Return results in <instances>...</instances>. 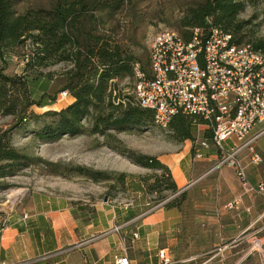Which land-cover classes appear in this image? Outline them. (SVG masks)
I'll return each mask as SVG.
<instances>
[{"label":"trees","instance_id":"1","mask_svg":"<svg viewBox=\"0 0 264 264\" xmlns=\"http://www.w3.org/2000/svg\"><path fill=\"white\" fill-rule=\"evenodd\" d=\"M20 1L0 0V114L18 116L19 126L28 119L45 118V123L34 131L41 141L63 135L100 134L106 138L109 147L133 162L162 171L152 176L154 180L148 184L149 190L164 188L173 194L178 192L171 169L158 157L121 149L109 142L111 138L118 140L114 130L150 128L155 123L153 111L141 107L135 97L120 87L124 79L136 82V65L147 75L151 73L150 52L144 60L134 49L136 43L128 37L122 38L121 22L120 27L119 23L107 25L109 18L119 21L118 15L125 14L129 0H51L47 6L25 10L19 9ZM246 7V0H203L190 7L182 24L206 31L212 27L220 28L233 34L235 43L248 44L264 52V39L247 38L245 26L248 21L240 19ZM180 35L189 40L191 31ZM27 41L32 49L23 73H8L9 56L17 55ZM56 64H65L64 70L46 71ZM56 75L63 78V85L51 95L47 87ZM63 91H68L74 98L66 107L43 114L31 111L35 105L44 107L57 103ZM87 120L90 127L84 123ZM199 124L204 122L179 113L168 128L179 141H195V129ZM205 137H211L210 131ZM12 141V129L0 128V190L10 186L7 178L34 162L54 166L40 156L20 150ZM75 170L85 173L94 182L113 179L117 174L86 166ZM124 176L125 173H120L118 179L121 181ZM178 201L179 196L166 205H175Z\"/></svg>","mask_w":264,"mask_h":264},{"label":"crops","instance_id":"2","mask_svg":"<svg viewBox=\"0 0 264 264\" xmlns=\"http://www.w3.org/2000/svg\"><path fill=\"white\" fill-rule=\"evenodd\" d=\"M263 128L264 122L256 125L248 139ZM252 144L260 162H250L249 147L238 157L258 185L264 183V133ZM158 158L172 171L178 192L170 197L179 196L177 204L149 212L106 204L87 221L68 203L18 205L9 223L0 225V264H115L121 255L131 264H261L247 251L252 232L264 237V195L244 191L234 167L215 168L221 152L213 143L202 159L194 157L192 140ZM237 196L239 209H226Z\"/></svg>","mask_w":264,"mask_h":264},{"label":"rangeland","instance_id":"3","mask_svg":"<svg viewBox=\"0 0 264 264\" xmlns=\"http://www.w3.org/2000/svg\"><path fill=\"white\" fill-rule=\"evenodd\" d=\"M202 1L129 0L125 14L118 15L119 21H116L117 18H109L107 25L119 23L120 27L121 22V32L124 31L122 38L132 39L136 43L134 49L146 60L151 40L158 33L164 30H173L180 34L191 31V26H183L182 21L188 15L190 7ZM50 2L51 0H21L19 9L47 6ZM246 2L247 7L240 19L248 21L245 26L247 38L264 39V0ZM30 45V41H27L26 45L19 48L18 58L9 56L8 73H23L28 61L27 55L31 53ZM64 68L65 64H56L46 71L61 72ZM48 85V92L54 95L61 89L63 78L56 75ZM120 87L125 93L135 97V81L130 83L129 79H124L120 82ZM40 92L42 93V90ZM72 98H60L59 102L57 100V103L50 106L35 105L31 111L43 114L48 110H60L69 105ZM45 121V118L28 119L23 121L25 124L19 126L18 116L0 114V128L12 129V142L17 148L54 163L53 166L34 162L22 168L15 176L7 178L10 186L0 190V225L9 223L7 218L18 205L28 206L30 203L45 200L68 203L74 209L75 215L84 221L98 216L99 209L106 204L123 208L134 205L133 210L149 212L162 201H171V191L164 190L163 187L157 191L148 189V184L154 180L152 176L162 173L161 170L145 168L133 162L109 147L106 138L100 134L63 135L54 140H38L34 131ZM84 123L90 125L88 120ZM210 130L208 127L204 130L199 128V125L196 126V140L206 138L205 134ZM113 133L118 140L111 138V145L156 157L176 153L186 142H191L177 140L170 128L164 129L155 123L150 128L127 127L124 130H114ZM79 166L115 171L117 174L113 179L94 182L85 173L75 170ZM120 173H125L121 181L118 179Z\"/></svg>","mask_w":264,"mask_h":264},{"label":"built area","instance_id":"4","mask_svg":"<svg viewBox=\"0 0 264 264\" xmlns=\"http://www.w3.org/2000/svg\"><path fill=\"white\" fill-rule=\"evenodd\" d=\"M150 70L147 75L135 66L134 94L141 107L153 111L155 124L167 129L179 113L203 121L211 129L212 139L196 140L194 157L204 158L213 143L221 152L215 168L234 167L244 191L264 195V183L253 185L238 157L244 147H249L250 162L262 160L252 142L264 128L251 139L248 136L264 122V52L235 43L233 34L217 27L208 31L194 27L189 40L176 31L164 30L151 40ZM59 95L58 102L71 96L68 91ZM230 140L233 144L227 147ZM241 203L242 197L237 196L225 207L236 210ZM247 254L257 255L264 264V237L257 232L251 234ZM160 256L164 257L163 251ZM115 264L131 261L128 255H121Z\"/></svg>","mask_w":264,"mask_h":264},{"label":"water","instance_id":"5","mask_svg":"<svg viewBox=\"0 0 264 264\" xmlns=\"http://www.w3.org/2000/svg\"><path fill=\"white\" fill-rule=\"evenodd\" d=\"M105 198H107V197H105Z\"/></svg>","mask_w":264,"mask_h":264}]
</instances>
